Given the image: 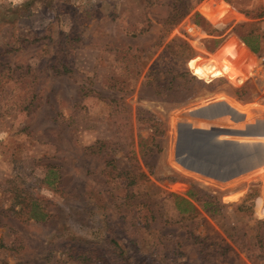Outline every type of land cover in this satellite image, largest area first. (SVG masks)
I'll list each match as a JSON object with an SVG mask.
<instances>
[{
    "label": "rangeland",
    "instance_id": "rangeland-1",
    "mask_svg": "<svg viewBox=\"0 0 264 264\" xmlns=\"http://www.w3.org/2000/svg\"><path fill=\"white\" fill-rule=\"evenodd\" d=\"M180 7L0 0V264H264V165L217 183L174 158L183 108L224 100L264 117V0L196 2L164 39ZM251 29L262 48L241 56ZM155 66L192 79L175 80L178 102L156 96ZM192 185L226 207L213 216Z\"/></svg>",
    "mask_w": 264,
    "mask_h": 264
},
{
    "label": "water",
    "instance_id": "water-1",
    "mask_svg": "<svg viewBox=\"0 0 264 264\" xmlns=\"http://www.w3.org/2000/svg\"><path fill=\"white\" fill-rule=\"evenodd\" d=\"M176 129L174 158L187 172L229 183L264 165V117L257 106L201 101L180 110Z\"/></svg>",
    "mask_w": 264,
    "mask_h": 264
},
{
    "label": "trees",
    "instance_id": "trees-1",
    "mask_svg": "<svg viewBox=\"0 0 264 264\" xmlns=\"http://www.w3.org/2000/svg\"><path fill=\"white\" fill-rule=\"evenodd\" d=\"M203 0H179L181 3L180 10L176 11V16L173 21H166L164 25L163 31L166 33L164 39L166 36L172 32L175 26H177L181 20H183L188 14H190L193 9H194V3L196 2H201ZM231 1V0H229ZM185 5V7L183 6ZM248 14V12H247ZM264 13H261L258 15L260 18ZM198 16V14H196ZM196 24L201 25V22L198 21ZM243 25L241 26V28ZM260 39L261 36L259 34H255L254 29H251L248 34H243L241 36L242 41H238V45L236 47V50L239 55L241 56H253L254 53H258L262 46L260 44ZM170 46H167V48H170ZM181 48H184L185 52L182 54L183 59L189 61L191 58H189L192 55V49L187 45V44H181ZM160 48V45L157 47ZM181 56V55H180ZM187 56V57H186ZM170 70H167V73ZM189 71V70H188ZM161 74V71H159L156 66L155 68H152L148 74H147V79L150 84L154 87L155 94L158 98L163 99V100H169L173 103L178 102L177 99L175 100L174 97H171L172 93H175V91L180 88L182 85L178 82L175 84L176 79H180V81L183 83L184 86L192 83V79L189 81H184L183 77L185 74L187 75L186 72L180 73L179 71H176V74L173 75V77L170 78H165L164 80L161 79V77L156 78L155 74ZM166 73V74H167ZM199 92V89L193 86L189 92L187 93V96L183 97L180 100H186L187 98H192L195 95H197ZM145 124H148L152 129L155 128V133L162 135L163 132L160 129L161 128V123L157 121L155 118L150 116L149 118L145 119L142 121ZM142 176V175H141ZM187 196L195 200L197 203L201 204L204 209H208V212H210L213 216L219 215L222 209H224L226 206L222 205L221 201L218 199L216 196H212L209 194H204L200 189L196 188L194 185L191 186V189L188 191ZM252 198V194H249L244 202H247L249 199ZM176 206L179 209L181 214H191V212L196 211L194 206L188 202L185 199L176 197ZM186 206V207H183ZM238 210H242V207L238 208ZM35 220L37 221H44L47 218L46 214H38L34 215Z\"/></svg>",
    "mask_w": 264,
    "mask_h": 264
},
{
    "label": "built area",
    "instance_id": "built-area-1",
    "mask_svg": "<svg viewBox=\"0 0 264 264\" xmlns=\"http://www.w3.org/2000/svg\"><path fill=\"white\" fill-rule=\"evenodd\" d=\"M262 63L264 64V57H263V59H262Z\"/></svg>",
    "mask_w": 264,
    "mask_h": 264
}]
</instances>
